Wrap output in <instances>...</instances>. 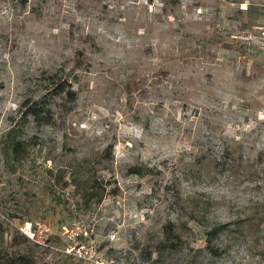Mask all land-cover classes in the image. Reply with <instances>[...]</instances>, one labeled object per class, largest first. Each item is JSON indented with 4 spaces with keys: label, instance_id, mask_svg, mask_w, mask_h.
Masks as SVG:
<instances>
[{
    "label": "rangeland",
    "instance_id": "1",
    "mask_svg": "<svg viewBox=\"0 0 264 264\" xmlns=\"http://www.w3.org/2000/svg\"><path fill=\"white\" fill-rule=\"evenodd\" d=\"M255 210L264 0H0L2 253L29 219L51 264H264Z\"/></svg>",
    "mask_w": 264,
    "mask_h": 264
},
{
    "label": "trees",
    "instance_id": "2",
    "mask_svg": "<svg viewBox=\"0 0 264 264\" xmlns=\"http://www.w3.org/2000/svg\"><path fill=\"white\" fill-rule=\"evenodd\" d=\"M55 96H61V94H66L69 99H72L75 97V92L71 88H66L65 86L61 85V83H57V87L55 88ZM19 111L22 114L23 117H28L32 116L35 121H42L43 122H48L49 119L48 117H45L46 115L42 116L43 114H47L49 111V107L45 105V100H40L37 102H29V100H24L21 102ZM15 128L10 127L7 130L8 136H10V148L11 150L16 153L18 152L21 148H23V141L20 137H16L15 133ZM255 216H260L261 219H264V215H261V211L255 210ZM251 219V218H250ZM250 219H245V220H250ZM224 223L222 222H215L210 228L206 229L205 234H206V240H207V246L210 248V241L211 238L214 237L215 235L218 234L220 230L224 228ZM21 239L23 241L27 240V238L22 235ZM33 245L31 247H28L25 251L22 253H17L14 256H9L5 253L1 252V247H0V264H51L47 261H38L37 260V255L36 249L37 245L32 243ZM213 249V248H211ZM57 264V263H55Z\"/></svg>",
    "mask_w": 264,
    "mask_h": 264
},
{
    "label": "built area",
    "instance_id": "3",
    "mask_svg": "<svg viewBox=\"0 0 264 264\" xmlns=\"http://www.w3.org/2000/svg\"><path fill=\"white\" fill-rule=\"evenodd\" d=\"M19 229L29 241H32L37 246H50V235L52 231L46 222L26 219ZM66 250L68 253L71 252L70 249L66 248Z\"/></svg>",
    "mask_w": 264,
    "mask_h": 264
}]
</instances>
